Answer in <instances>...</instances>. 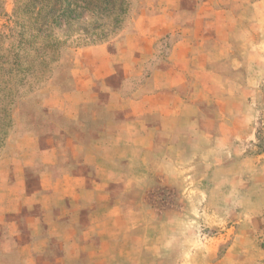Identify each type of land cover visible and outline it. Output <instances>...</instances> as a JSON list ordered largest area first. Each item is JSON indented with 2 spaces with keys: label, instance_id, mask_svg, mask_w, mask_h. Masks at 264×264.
I'll return each instance as SVG.
<instances>
[{
  "label": "crops",
  "instance_id": "crops-1",
  "mask_svg": "<svg viewBox=\"0 0 264 264\" xmlns=\"http://www.w3.org/2000/svg\"><path fill=\"white\" fill-rule=\"evenodd\" d=\"M263 45L264 0H145L119 39L76 51L50 125L0 159V264H191L173 256L193 217L152 195L243 165L238 74L254 82Z\"/></svg>",
  "mask_w": 264,
  "mask_h": 264
},
{
  "label": "rangeland",
  "instance_id": "rangeland-1",
  "mask_svg": "<svg viewBox=\"0 0 264 264\" xmlns=\"http://www.w3.org/2000/svg\"><path fill=\"white\" fill-rule=\"evenodd\" d=\"M144 2L0 0V159L29 129L50 125L43 102L69 74L73 54L119 39ZM253 62L262 66L252 84L247 62L238 74L252 117L241 155L230 160L243 165L206 174L205 189V174H194L191 197L162 186L152 195L165 212L193 217L179 222L174 263L264 264V60ZM47 116L62 121L59 112Z\"/></svg>",
  "mask_w": 264,
  "mask_h": 264
},
{
  "label": "trees",
  "instance_id": "trees-1",
  "mask_svg": "<svg viewBox=\"0 0 264 264\" xmlns=\"http://www.w3.org/2000/svg\"><path fill=\"white\" fill-rule=\"evenodd\" d=\"M107 41V39H103V42H106ZM108 42V41H107Z\"/></svg>",
  "mask_w": 264,
  "mask_h": 264
}]
</instances>
